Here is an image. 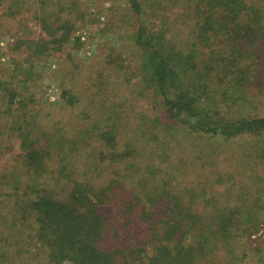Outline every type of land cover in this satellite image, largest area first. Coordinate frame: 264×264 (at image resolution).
<instances>
[{
    "label": "trees",
    "instance_id": "obj_1",
    "mask_svg": "<svg viewBox=\"0 0 264 264\" xmlns=\"http://www.w3.org/2000/svg\"><path fill=\"white\" fill-rule=\"evenodd\" d=\"M26 1L0 0L3 18L15 19L28 10ZM63 2L41 0L33 18L51 39L27 41L35 45L33 53L46 49L47 43L61 48L68 38L73 22L56 15ZM132 5L137 25L130 38L142 50L145 81L157 93L171 121L168 126L178 127L182 135H203L210 145L243 134L264 137V114L257 112L264 108V0H187L171 21L165 23L158 16L155 30L145 21L138 0ZM0 89L9 92L0 95V108L10 106L15 88L1 82ZM67 103L73 104L74 98L69 96ZM155 121L161 124L159 117ZM131 128L117 129V135L125 138L117 146L113 128L92 126L86 137L94 138L93 143L56 139L55 145L47 131L43 147L22 134L28 138L25 155L35 175L51 170L54 147L61 158L54 170L63 176L60 191L42 188L28 203L36 224L34 238L46 248L50 262L117 264L121 259L119 264H204L202 260L212 255L211 244L228 240L229 227L240 236H249L260 224L264 228L261 221L243 225L245 218L237 207L214 209L213 197L177 182L172 163L161 167L145 162L151 146L134 142ZM258 148L254 155L264 158V146ZM73 156L82 162L80 172L70 163ZM216 179L220 181L219 175ZM199 199L207 204L204 212L195 209ZM135 222L154 230L145 237L134 236L140 244L133 247L120 240V225L128 230ZM211 255L206 264H220Z\"/></svg>",
    "mask_w": 264,
    "mask_h": 264
},
{
    "label": "rangeland",
    "instance_id": "obj_2",
    "mask_svg": "<svg viewBox=\"0 0 264 264\" xmlns=\"http://www.w3.org/2000/svg\"><path fill=\"white\" fill-rule=\"evenodd\" d=\"M172 1L138 0L145 21L154 30L158 16L165 23L171 21L180 15L187 0ZM40 3L27 0L29 9L15 19L3 18L0 4V84L8 82L10 90L15 88L12 104L0 108V264H72L67 259L50 262L46 248L34 238L36 224L28 203L37 192H43L42 188L60 191L63 176L54 171L57 161L61 164L55 147L50 156L55 161H49L51 170L33 173L25 155V133L33 145L43 147L47 131L52 133L47 135L49 142L55 145L56 139L60 143L66 140L74 144V139L93 143L94 138L86 137L92 126L94 130L113 128L117 146L125 139L117 135V129L132 127L134 142L140 147L151 146L145 162L161 167L172 163L177 182L213 197L214 209L237 207L245 218L243 225L264 223V158L254 155L264 146V137L243 134L210 145L203 141V135H182L178 127L168 126L171 121L158 103L157 93L145 81L142 50L130 38L137 25L132 0H64L56 15L73 22L68 38L61 48L47 43L46 49L35 54V45L27 41L51 39L33 18ZM8 93L0 89L1 96ZM69 96L74 98L73 104L67 103ZM257 112L264 114V108ZM156 128L160 132L155 133ZM73 157L70 163L80 172L82 162ZM46 161L44 157L42 163ZM203 203L199 199L195 209L204 212L207 204ZM105 210L113 212L112 208ZM260 226L249 236H240L229 227L228 240L212 243V255L202 263L210 261L211 255L214 263L264 264V228ZM120 227V240L133 247L140 244L134 236L145 237L154 230L136 222L128 230Z\"/></svg>",
    "mask_w": 264,
    "mask_h": 264
}]
</instances>
